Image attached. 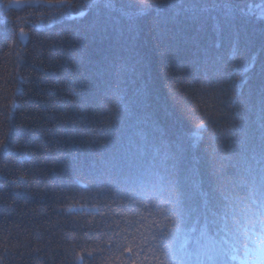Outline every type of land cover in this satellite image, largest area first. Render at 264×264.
<instances>
[{
    "label": "trees",
    "instance_id": "16d2710c",
    "mask_svg": "<svg viewBox=\"0 0 264 264\" xmlns=\"http://www.w3.org/2000/svg\"><path fill=\"white\" fill-rule=\"evenodd\" d=\"M112 2L0 0V264H262L264 0Z\"/></svg>",
    "mask_w": 264,
    "mask_h": 264
},
{
    "label": "snow or ice",
    "instance_id": "6c2138e0",
    "mask_svg": "<svg viewBox=\"0 0 264 264\" xmlns=\"http://www.w3.org/2000/svg\"><path fill=\"white\" fill-rule=\"evenodd\" d=\"M17 7H20L21 5L17 4ZM87 6L89 8H101L103 7L104 9H111L114 7V4L112 2V0H88V4ZM157 8L162 7V5L157 4L156 5ZM113 113L115 114V109L112 110ZM181 150V146L178 145L177 146V151L179 152ZM225 159H230V157L225 156ZM223 172V167H221L220 169L214 170L213 175L217 176L219 179L221 180H228V177L222 176L221 173ZM178 181L173 178L170 181V192L172 194V197L175 200V204L179 205L181 203L180 200V195L178 194ZM216 190L218 192L221 193V195H223V187L221 185H218ZM259 191V201H258V210L255 212V216H256V220L252 221V223H256L257 221L260 223L261 229L264 230V172H262L261 174V186L260 189H256L255 187L252 190V195L255 196L256 192ZM253 203H257V201L254 199ZM226 208L229 207V205H225ZM235 219V218H233ZM149 232L151 233V229L149 230ZM155 240V236L154 235H150L149 237L145 238V245L146 246H153V241ZM168 245H165V255H168ZM183 249V245H181V250ZM173 255H175V253L173 252ZM246 255H247V249H246ZM261 255L264 256V251L261 252ZM180 259L183 260V256H180ZM262 264H264V261H262Z\"/></svg>",
    "mask_w": 264,
    "mask_h": 264
}]
</instances>
